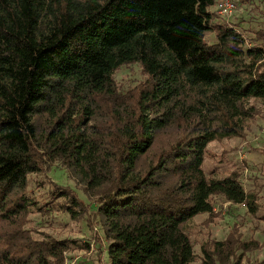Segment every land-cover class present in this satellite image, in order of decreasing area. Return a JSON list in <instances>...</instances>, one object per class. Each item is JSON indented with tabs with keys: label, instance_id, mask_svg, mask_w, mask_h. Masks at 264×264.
Returning a JSON list of instances; mask_svg holds the SVG:
<instances>
[{
	"label": "trees",
	"instance_id": "obj_1",
	"mask_svg": "<svg viewBox=\"0 0 264 264\" xmlns=\"http://www.w3.org/2000/svg\"><path fill=\"white\" fill-rule=\"evenodd\" d=\"M214 4L0 0V264H66L72 241L28 226L31 213L84 211L54 182L32 196L31 175L54 162L96 197L110 264H189L187 223L215 196L259 212L237 172L203 167L211 142L243 134L249 101L264 103V30L253 41L214 22ZM131 63L143 78L122 90L113 75ZM256 245L213 241L202 264Z\"/></svg>",
	"mask_w": 264,
	"mask_h": 264
},
{
	"label": "rangeland",
	"instance_id": "obj_2",
	"mask_svg": "<svg viewBox=\"0 0 264 264\" xmlns=\"http://www.w3.org/2000/svg\"><path fill=\"white\" fill-rule=\"evenodd\" d=\"M214 8V5L210 8L214 22L234 27L253 41L255 33L264 30V0H236V10L228 19L219 16ZM206 39L214 41L212 31L206 33ZM141 69L138 63L118 68L113 75L117 87L125 90L134 86L143 78ZM248 104L253 105L255 115L246 121L243 134L211 142L203 167L207 173L214 170L217 176L237 172L244 189L259 194V212L253 215L248 213L244 204H233L220 196L213 197L212 212L201 213L187 223L195 254L189 264H202V246L207 247L213 241L230 236L240 241H254L257 245L251 249H242L241 246L234 249L227 264H259L264 259V220L260 218L264 214V103L252 99ZM29 182L30 192L38 202L44 201L51 182H54L71 188L85 207L75 218L58 208L45 216L31 213L28 226L34 233L70 239L72 243L64 252L66 264H110L107 240L93 213L96 197L85 190L78 178L54 162L43 173L31 175Z\"/></svg>",
	"mask_w": 264,
	"mask_h": 264
},
{
	"label": "built area",
	"instance_id": "obj_3",
	"mask_svg": "<svg viewBox=\"0 0 264 264\" xmlns=\"http://www.w3.org/2000/svg\"><path fill=\"white\" fill-rule=\"evenodd\" d=\"M214 7V11L219 16L228 19L236 10V0H215Z\"/></svg>",
	"mask_w": 264,
	"mask_h": 264
}]
</instances>
